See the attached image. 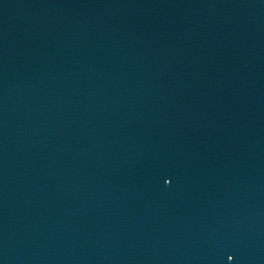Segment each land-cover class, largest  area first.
Segmentation results:
<instances>
[{
    "label": "water",
    "instance_id": "95a60500",
    "mask_svg": "<svg viewBox=\"0 0 264 264\" xmlns=\"http://www.w3.org/2000/svg\"><path fill=\"white\" fill-rule=\"evenodd\" d=\"M0 264H133L84 175L1 58Z\"/></svg>",
    "mask_w": 264,
    "mask_h": 264
}]
</instances>
